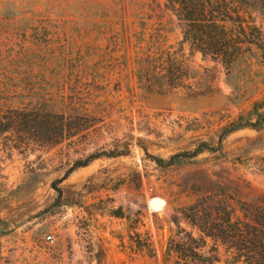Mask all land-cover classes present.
<instances>
[{
    "label": "rangeland",
    "instance_id": "rangeland-1",
    "mask_svg": "<svg viewBox=\"0 0 264 264\" xmlns=\"http://www.w3.org/2000/svg\"><path fill=\"white\" fill-rule=\"evenodd\" d=\"M182 27L166 0H0V264H200L183 242L246 264L183 214L264 207V128L223 136L264 113V54L228 69ZM11 110L35 113L34 129L6 130ZM201 143L214 152L152 160ZM100 154L114 157L65 176Z\"/></svg>",
    "mask_w": 264,
    "mask_h": 264
},
{
    "label": "trees",
    "instance_id": "trees-1",
    "mask_svg": "<svg viewBox=\"0 0 264 264\" xmlns=\"http://www.w3.org/2000/svg\"><path fill=\"white\" fill-rule=\"evenodd\" d=\"M166 7L182 23V43L189 44L190 48L202 56L219 59L228 69L242 56L251 53L252 49L259 51L261 55L264 54V34L255 25L250 14L251 11L264 13V0H166ZM261 108L260 105L254 107L250 115L255 118L253 122L250 117L245 124H234L232 128L225 131L223 136L244 128L256 131L263 129L264 113L260 112ZM9 113H12L11 117L6 119L10 124H15L5 128L6 130L21 123L25 125L23 129L28 132L34 129L35 113L17 110H11ZM0 119H3L1 115ZM204 151L212 153L214 148L201 143L192 152L178 153L167 160L159 158H152V160L158 167L167 168L184 164ZM102 156L114 157L109 154L90 156L89 160L76 164L65 176ZM55 190L59 200L61 191L57 188ZM206 212L202 214L200 208L192 205L183 215L204 238L221 244L226 252L232 254L235 261L264 264V207L255 209L250 218L236 216L235 209L225 205H218L214 210L207 208ZM115 216L121 218L122 214L118 212ZM2 225H5V222L0 218V226ZM187 238L190 236L187 235ZM200 247L191 248L184 242L176 243L175 251L184 259L200 264H212L215 260L196 251Z\"/></svg>",
    "mask_w": 264,
    "mask_h": 264
},
{
    "label": "built area",
    "instance_id": "built-area-1",
    "mask_svg": "<svg viewBox=\"0 0 264 264\" xmlns=\"http://www.w3.org/2000/svg\"><path fill=\"white\" fill-rule=\"evenodd\" d=\"M45 239H46L47 242H51L52 241V236H47Z\"/></svg>",
    "mask_w": 264,
    "mask_h": 264
},
{
    "label": "water",
    "instance_id": "water-1",
    "mask_svg": "<svg viewBox=\"0 0 264 264\" xmlns=\"http://www.w3.org/2000/svg\"><path fill=\"white\" fill-rule=\"evenodd\" d=\"M150 204H153V202H150Z\"/></svg>",
    "mask_w": 264,
    "mask_h": 264
}]
</instances>
